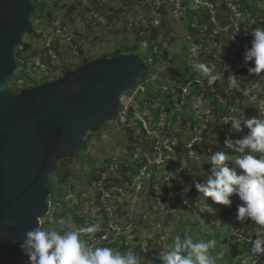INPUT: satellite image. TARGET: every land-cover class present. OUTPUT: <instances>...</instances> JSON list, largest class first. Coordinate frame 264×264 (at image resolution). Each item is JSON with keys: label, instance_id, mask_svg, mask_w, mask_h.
I'll return each mask as SVG.
<instances>
[{"label": "rangeland", "instance_id": "374dc122", "mask_svg": "<svg viewBox=\"0 0 264 264\" xmlns=\"http://www.w3.org/2000/svg\"><path fill=\"white\" fill-rule=\"evenodd\" d=\"M36 1H46V9L44 13L42 12L43 16L37 12L31 18L34 32L23 38V42L32 43L31 50L45 47L44 35H52L54 38L56 36L54 27L63 21L70 33H74L70 43H67L69 41L65 35L58 37L60 39L58 45L65 50V53L62 57L58 55L54 78L61 75L63 66H77L82 55L96 58L120 47L137 44L138 27L143 23L158 26L161 33L158 42L162 44V49L166 50L165 53L162 49L156 50V58L160 60L158 66L154 65L155 57L149 59V74L141 80L144 90H141L131 103L129 102L128 119L122 122L117 118L109 121L102 129L90 133L87 144L79 151V155L62 162V173L54 176L57 186L53 191L56 199L52 200L51 211L55 210V213L51 218L70 217L73 228L78 230L86 226L80 218L86 219L90 214L95 215L91 224H97L104 232L102 235L96 233V239L89 242L94 246H106L122 251L131 249L134 254L140 256L142 264H161L159 260L161 250L177 235L181 238L191 237L194 242L214 240L215 246L210 250V254L217 257V264H224L237 251L243 252L240 256L243 264H252V258L247 255L241 242L245 236L240 235L238 239H230L232 234L235 235L239 231L237 215H230L228 223L222 224L219 212L223 205L214 203L211 198H202V194L197 191L193 183L194 179L204 182L206 177L202 174L211 168L208 162L212 152L224 151L228 155H238L234 150L223 146L227 132L223 134V137L218 132L219 129L229 130L230 125L218 123L222 117L221 111H212L208 101L197 104L202 97L201 94L194 96L195 100H190L192 93L189 88L190 82L182 80L180 69L172 68L174 62L178 60L192 59L197 60L195 64H205L210 70L214 67L219 75L227 70V66L230 75L235 73L230 65L220 68L222 60H219L220 63H215L211 59L200 60L204 50L210 49L217 55L222 51V47L221 45L211 46L208 42L211 37L205 38L204 30L200 34L201 42H195V37L189 29V16L185 9L189 7L196 10L205 3L211 5L209 0H199V2L194 0L188 6L182 3V0H103L114 9L110 18L108 15L96 13L97 11L91 8V11H87L84 15L76 10L70 17L73 19L72 22L65 18V7L78 0ZM81 1L91 5L90 0ZM163 3L168 20L165 25L160 22L161 13L150 10L151 7ZM244 3L247 4L245 11L248 13L245 15H248L253 23L257 21L264 23V0H245ZM235 7L238 11L237 6ZM47 12L51 13L50 20L45 16ZM90 17H94L97 22L101 21L102 24L98 25L94 22L88 27L87 21ZM237 17H240L239 14ZM215 19L216 22H214L217 23L218 20ZM214 29L217 31V27ZM83 30H86L85 36ZM36 32L43 35L39 36ZM193 46L198 49L195 56L190 52ZM79 49L83 51L82 54ZM234 50L236 51V48ZM140 51L148 55L146 45L141 46ZM166 53L168 57L164 60L162 58L166 57ZM28 55L30 51H23V56L28 57ZM195 64L190 65L193 70ZM26 70L32 75V81L37 82V85L43 84L45 77L37 70L31 67ZM194 72L200 87L206 90L209 87L208 77L196 70ZM214 73L212 72L213 75ZM252 79L254 82L250 86L240 83V88L243 93L248 94L250 101L255 102L257 109L246 116L245 108L240 106L234 109L231 115L224 117V120L233 116L250 119L264 115V79L254 74ZM23 83L27 82H21V85ZM174 84L182 85L183 90L179 102L172 103L168 95L173 93ZM228 89L231 88L228 87ZM139 97L143 101L142 106H140L141 102L138 103ZM156 111L159 112L158 117H153L151 124L147 113L154 114ZM140 123H143V127L147 130L148 143L155 140L153 145L157 153L156 156L146 154L147 163L139 171L135 169L132 172L131 170L138 166L137 151L140 144L135 135L139 133ZM248 131L245 127L243 132H231V136L234 140L239 139ZM218 139L219 143L216 144ZM180 140L187 149L182 153L175 149ZM162 148L167 149L166 153ZM123 164L129 166L130 171H123L121 167ZM149 165L158 166V176L147 169ZM231 166L234 165L230 163ZM167 168L169 170L166 174L163 170ZM240 171L237 168L238 174ZM93 173H102L99 182H90ZM64 175H66L67 184L61 185L60 178L62 179ZM125 176L130 178L124 184L115 185L111 190L103 187L107 178L124 179ZM165 176L166 179H164ZM174 176L177 178L178 186L174 185ZM163 180L166 182L162 183ZM161 183L167 186L165 200L162 199ZM99 190H103L101 197L98 196ZM86 200L90 202L91 207L90 204L84 205ZM240 204H242L241 200ZM47 216L42 219V224H45L46 228L50 226V219ZM105 219L107 224L103 227ZM248 222L250 223L249 235H253L255 225L251 220ZM51 226L58 227V225ZM157 236L159 243L163 244L161 248L152 246L150 241L151 237ZM224 239L230 241L226 243ZM150 249L155 250V254H150ZM20 260L22 261L19 264H28L26 255ZM236 261L237 259H233L232 263L228 264H236Z\"/></svg>", "mask_w": 264, "mask_h": 264}, {"label": "water", "instance_id": "95a60500", "mask_svg": "<svg viewBox=\"0 0 264 264\" xmlns=\"http://www.w3.org/2000/svg\"><path fill=\"white\" fill-rule=\"evenodd\" d=\"M33 0H0V264L25 254L27 231L51 211L49 177L88 131L116 120L123 92L147 75L136 53L99 56L57 79L13 92L16 48L34 32Z\"/></svg>", "mask_w": 264, "mask_h": 264}, {"label": "clouds", "instance_id": "9594fccd", "mask_svg": "<svg viewBox=\"0 0 264 264\" xmlns=\"http://www.w3.org/2000/svg\"><path fill=\"white\" fill-rule=\"evenodd\" d=\"M249 35L253 39L251 47L246 50L244 63L254 64V67H248L249 74L264 79V27L254 28ZM190 52L195 56L198 49L193 46ZM193 67L208 77L209 85L219 77L214 67L210 70L202 63ZM212 72L217 74L213 75ZM227 80L230 88L240 90L236 75H230ZM224 125H230V131L223 146L238 155L212 152L208 162L211 168L202 174L206 177L204 182L194 179L193 183L202 198H211L216 204L230 207L231 197H239L242 204L238 207L237 220L241 223L251 220L255 225L256 238L249 240V254L252 264H259V258L264 257V115L250 119L233 116L225 118ZM245 127L248 133L234 140L231 132H243ZM218 143L219 139L216 141ZM230 163L234 166L230 167ZM237 168L241 170L239 174ZM49 223L50 226L44 228L38 221V226L27 231L24 241L20 243V248L28 257V264H142L140 256L131 249L122 251L91 244L89 241H94L95 234L100 230L97 224L75 230L70 217L50 218ZM214 246V240L194 242L191 237L181 238L177 235L161 250L159 260L161 264H217V257L210 254Z\"/></svg>", "mask_w": 264, "mask_h": 264}, {"label": "trees", "instance_id": "16d2710c", "mask_svg": "<svg viewBox=\"0 0 264 264\" xmlns=\"http://www.w3.org/2000/svg\"><path fill=\"white\" fill-rule=\"evenodd\" d=\"M34 2V12L31 16V18L36 15L37 12H40V14H42L46 9V1H42V2H37L36 0H33ZM91 5L85 4L83 3V1L78 0L77 2H72L69 5H67L66 11H65V18L69 19L70 21L73 19L70 18L71 15L76 12V10H79L81 12V14H85L87 11H91V8H93L95 11H97L96 13H100L103 14L104 16L108 15L109 18L113 15V8L110 5L105 4V2L103 0H90ZM209 2L211 3V6L209 4H205L204 6L197 8L196 10L187 7L185 10L187 12V15L189 16V29L192 33V35L195 37V42L200 43L201 42V37L200 34L201 32L204 30V36L206 38V36H210L211 38L208 40L209 44L211 46L214 45H221L222 47V51L219 54H215L213 51H211L210 49H206L202 52L201 54V58L200 60H205V59H211L213 60L215 63L219 62V60H222V65L220 68H222L223 66L226 65H230L233 67V69L235 70V73L233 75L237 76V79L239 80L240 83H244V86H250L254 80L252 79V74H249L248 72V67H254V64H252L251 62H249L248 65H245L244 63V52L249 49L251 47V41L253 39V37L251 35H249V33L256 27H258L259 25L261 27H264V23L261 21H257L256 23H253L249 18L247 11H245V8H247V4H245V0H209ZM229 2H232V4H234L235 6H237V12H239V16L240 17H235V11L233 9V6L229 4ZM182 3H184L185 5L188 6L189 3H192V0H182ZM165 4L163 3L162 5H155L153 7L150 8V10H156L158 12L161 13V17H160V22L162 23V25H165L167 23V18H166V7L164 6ZM214 10H216L215 15L213 14ZM43 12V13H42ZM244 14H242V13ZM50 12H47V14L45 15L46 17H48V19H51L50 16ZM235 17V18H234ZM217 18L218 22L215 23L213 20ZM216 20V19H215ZM71 21V22H72ZM95 22V24L101 25L102 22L99 21H95L94 17H90V19L87 21V26H91L93 23ZM60 25H65V21H63ZM215 27H217V31H215ZM205 28V29H204ZM89 29V28H87ZM83 34L86 33V30L82 31ZM236 32L237 36L236 38L239 40L240 45H237L233 40H232V33ZM37 33V32H36ZM35 33V34H36ZM39 34V36H42V33H37ZM137 44L135 45H128L125 47H120L118 49H116L115 51L111 52V53H104L101 56L104 57H109V56H113V55H117V54H122V53H136L137 55H139L145 62L146 67H147V75L149 74L150 71V62L149 59L151 57H157V52L156 50L158 49L161 50L162 49V44L158 42L159 36H160V31L158 29V26H154V25H149L148 23H143L140 24V26L138 27V31H137ZM81 35V34H80ZM79 35V36H80ZM85 36V34H84ZM214 38V39H213ZM59 42H55L54 43V47L57 50V52L59 53L60 57H62L65 53V50L61 49L59 47ZM143 45H146L147 51H148V55H145L144 53H142L140 51L141 46L143 47ZM247 46V49L245 48ZM32 43L29 42H22V44L20 46H18L16 48L15 51V55L18 61V70L17 72L12 75L9 79V86L11 87L13 92H18L22 87H26V86H30V85H37V82L32 81L33 77L32 75L27 72V68L26 66H22L21 62H20V58L23 56V51H30V55L35 53V50H31L32 49ZM234 48H236V51L234 50ZM163 52L165 53L166 50H164V48L162 49ZM80 54L83 53V51L81 49H79ZM166 57L162 58V59H167V53L165 55ZM63 59V58H62ZM94 58H90L88 56H84L82 55L80 63L77 66H72V65H67V66H63L62 67V73L60 76H62V74L68 70V69H74L79 67L80 65H82L83 63H86L88 61H91ZM47 61L50 62V59L47 58ZM197 60H192V59H184V60H178L176 62H174L173 67H177L178 69H180L181 71V75L180 77L182 78V80L186 81L188 80L190 82L189 88L190 91L192 92L190 94V100H195L196 95L201 94L202 97L200 100L197 101V104H201L203 101H208L210 106H212V111H218L220 110V116L221 119L218 120V123L223 124L224 123V117H226L227 115H231L232 111L236 108H240V106H243L245 108V113L244 115L248 116L250 114H252L251 112H253L254 110H256V106H255V102H253L252 100L250 101V98L248 97V94L243 93L242 89L240 88V90H236L234 88L228 89L229 85H228V80L227 78L230 76L229 71H226L221 75H219L218 79L212 83L211 85H209V87L206 90H202V88L200 87L196 75L194 74V70L190 67V65H193L196 63ZM199 62V60H198ZM160 63V60H158L157 58L155 59V66H158V64ZM167 63V62H166ZM244 63V64H243ZM169 64V63H168ZM220 68L218 70H220ZM217 72H215L214 74H216ZM60 76H57L54 79L59 78ZM32 81V82H30ZM49 80H44L43 83L47 82ZM21 82H27V83H23L21 85ZM227 88V89H226ZM172 90L173 93L171 95H168L173 102L177 101L179 102L180 98L182 97V90L183 87L180 84H174L172 86ZM179 94V95H177ZM140 103V106H142V102L140 97L138 99V103ZM144 108V107H143ZM155 114V115H154ZM147 113V116L150 119V123L151 119H153V117H158L159 112L156 111V113ZM108 123V122H107ZM106 123V124H107ZM106 124H104L103 126H105ZM149 124V123H148ZM150 124V125H151ZM102 126V127H103ZM156 126V125H155ZM102 129V128H101ZM229 130H222L219 129V134L222 135L221 137H223V134L227 132V134H229ZM94 131H88L85 134V137L83 139L82 142V148H84L87 144L88 141V137L90 135V133H92ZM136 139H138L139 142V149H138V153H137V161H138V166L139 168L135 167L133 168V170H131L132 172L135 171V169H138V171L147 163V156L146 154L150 153L152 156H156L157 153V149L155 150V146L153 145L155 143V140L152 141V143H148V135H147V130L143 127V123L139 124V133L138 135H135ZM132 138L134 139V136L132 135ZM153 145V146H152ZM176 151L179 153L185 152L187 149L186 147L183 146V142L180 140L178 142V144L176 145ZM162 150L166 153L167 149L162 148ZM79 152L77 154H75L74 156H66L62 159H60L58 161V167L57 170L52 173L49 177V185L51 188V199L53 201H55L56 198H54V188L57 186L55 180H54V176H59L60 173H62V162L64 161H69L70 159H73L74 157L78 156ZM123 171H130V167L126 166V165H122L121 166ZM158 166H154V165H149L148 166V170L152 171L155 176H158ZM169 169L167 168L166 170H163V172H165L166 174L168 173ZM103 171V169H102ZM162 172V171H161ZM92 179L90 180V182L92 183L94 182H99L100 179L102 178V173H93L92 175ZM130 177L125 176L124 179L119 178V177H109L104 181L103 183V187L107 190H111L115 185H122L124 184ZM155 179V178H154ZM166 179V176L165 178ZM174 181V185H177V178H175V176L173 177ZM166 182L165 180H163L162 183ZM67 184V180H66V175L63 176V178H60V184L64 185ZM161 183V187L163 189V195H162V199L165 200L166 198V194H167V189L164 184ZM178 186V185H177ZM103 194V190H99L98 192V196L101 197V195ZM153 195V193H152ZM232 205L229 206H225L223 205V207L221 208L220 213V221H222V224H226L228 223V217L230 215L235 214V216L237 215V211H238V207L241 205L240 204V199L238 196H232ZM90 204V202L88 200H86L84 205H88ZM77 207V206H76ZM91 207V204H90ZM120 210V209H119ZM55 213V210H52L49 214H48V219H50L53 214ZM93 217H95V215H91L89 216V218H80V220L83 222V224L85 225H89L91 224V220L93 219ZM106 219L104 221V223L102 224V226L104 227V225L106 226ZM239 231L235 234V235H231L230 239H235L237 237H239L240 235L245 236L244 239H241L242 241V245L245 248V250L247 251V255L249 256V249L251 248V243L249 242L250 238L252 240H254L256 238L255 233L253 235H249V226L250 223L248 221H246L245 223H241L239 221ZM42 227L46 228L45 224H42ZM104 231L100 230L97 232L98 235H102ZM218 236H220L218 234ZM240 238V237H239ZM254 238V239H253ZM238 239V238H237ZM249 239V240H248ZM150 241L152 243V246H156L157 248H161L163 247V244L159 243V237H151ZM230 240L224 239V242H229ZM150 254H155V250L150 249ZM243 255L242 251H237L236 254L234 253L232 255L231 258H229L226 262H224V264H228V263H232L233 259H237L236 264H243V259L240 258V256ZM233 258V259H232ZM244 258V257H243ZM22 260H18L16 261L15 264H19ZM259 264H264V257L259 258Z\"/></svg>", "mask_w": 264, "mask_h": 264}, {"label": "built area", "instance_id": "2783aa9c", "mask_svg": "<svg viewBox=\"0 0 264 264\" xmlns=\"http://www.w3.org/2000/svg\"><path fill=\"white\" fill-rule=\"evenodd\" d=\"M194 1V0H192ZM197 2H199V0H195ZM207 4V3H205ZM204 4V5H205ZM230 5L233 6V9L235 12L236 11V7L234 6V4H232V2H229ZM210 5V4H209ZM211 6V5H210ZM212 7V6H211ZM215 13V10L213 12V14ZM239 13H235V17L238 16ZM234 17V18H235ZM213 21L216 22V20L214 19ZM57 23V21H55ZM54 30V34L56 35L54 38L52 37V35H44L45 40H46V45L45 47L41 48H37L34 49L35 53L28 55V57L26 56H22L20 58V62L22 64V66H26V67H31L35 70L38 71V73H40L43 77H45V80H54V75H55V69L57 66V60H58V55L59 53L57 52V50L55 49V47L53 46L55 42H59L60 39H58V37H62V36H66L68 41L67 43H70L71 38L74 36V33H70L68 26L65 25H56ZM237 34L236 32H234V34L232 33V40L237 44L240 45L239 40L236 38ZM71 46H73L71 44ZM247 49V46L245 47ZM246 51L244 52L245 55ZM47 58L50 59V62L47 61ZM18 62V61H17ZM244 64V63H243ZM141 90H144V85L141 83V80L137 82V84L132 87L131 89L123 92V94L121 95V100H122V105L118 114V119L122 122L126 121L129 117V113H130V104L135 98L136 96L139 94V92ZM51 204H52V199H51Z\"/></svg>", "mask_w": 264, "mask_h": 264}]
</instances>
